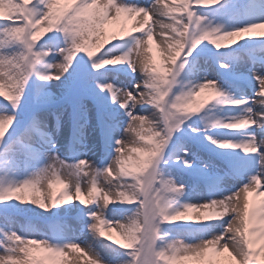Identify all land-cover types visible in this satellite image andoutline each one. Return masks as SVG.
<instances>
[{
    "label": "snow or ice",
    "instance_id": "6c2138e0",
    "mask_svg": "<svg viewBox=\"0 0 264 264\" xmlns=\"http://www.w3.org/2000/svg\"><path fill=\"white\" fill-rule=\"evenodd\" d=\"M81 261L264 264V0H0V264Z\"/></svg>",
    "mask_w": 264,
    "mask_h": 264
},
{
    "label": "rangeland",
    "instance_id": "374dc122",
    "mask_svg": "<svg viewBox=\"0 0 264 264\" xmlns=\"http://www.w3.org/2000/svg\"><path fill=\"white\" fill-rule=\"evenodd\" d=\"M141 2H149V0H141ZM153 55H157L158 56V52H157V50H156V48H155V45H153ZM58 187L59 186H57V190H58ZM114 237H116V238H119L118 236H116V233H111ZM85 239H89L90 240V235L88 236V237H85ZM75 255V254H74ZM81 264H83V261H81Z\"/></svg>",
    "mask_w": 264,
    "mask_h": 264
}]
</instances>
